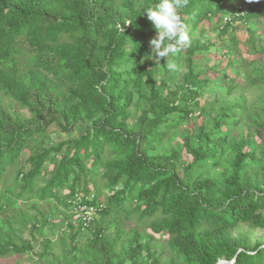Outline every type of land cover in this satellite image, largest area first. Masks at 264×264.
Returning <instances> with one entry per match:
<instances>
[{
  "label": "trees",
  "instance_id": "16d2710c",
  "mask_svg": "<svg viewBox=\"0 0 264 264\" xmlns=\"http://www.w3.org/2000/svg\"><path fill=\"white\" fill-rule=\"evenodd\" d=\"M155 3L0 0V258L39 248L42 264H264L262 242L231 234L264 229V107L237 135L242 107L198 101L219 87L196 58L212 49L205 21L225 36L235 21L264 17V0H189L180 14L191 44L168 58L175 71L148 58L158 33L144 9ZM54 124L67 138L36 139ZM82 193L95 196L83 200L97 209L89 226L67 213ZM135 215L150 231L130 227L122 242Z\"/></svg>",
  "mask_w": 264,
  "mask_h": 264
},
{
  "label": "rangeland",
  "instance_id": "374dc122",
  "mask_svg": "<svg viewBox=\"0 0 264 264\" xmlns=\"http://www.w3.org/2000/svg\"><path fill=\"white\" fill-rule=\"evenodd\" d=\"M202 26L207 30L205 36L206 39H208L207 42L212 45V49L209 53H207V55H198L196 58L197 60L201 61L202 66H207L210 68V70L207 71V75L211 85L213 88H219H215L218 89L216 92H204L200 95L198 101L203 107H211L212 104L216 102V100H219L218 105L221 106L224 103V99H227L231 105H239L237 111H239L242 107V110L244 111L238 114L241 124L239 127H237V129H235V133L239 135L244 127H247L250 119L257 118L258 115L262 114L260 108L264 107V83H258L255 85L253 81L257 77L255 73L251 72L252 61H256L255 64L258 66L260 65L259 63L264 62V53L262 51V46H264V17L259 20H252L249 23L241 20L235 21L231 23L229 33L225 36L221 35L219 30L213 29V27L210 25V22L208 21H205L204 25ZM233 35L235 36V40H231ZM255 49L259 52H255ZM230 61H234L233 68H231L230 64H228ZM224 74H226L227 77H224ZM220 86L226 88L224 90H220ZM231 86L233 89L228 97L227 89H229ZM197 111H199V109H197ZM205 111L206 114L210 113L209 108ZM197 115L198 112L195 114V116ZM261 118L264 121V115L261 116ZM202 120V118L197 117L198 123H201ZM208 120L209 119L206 118V122ZM191 123L190 126H192ZM224 129L227 128L225 127ZM79 131L80 130L76 129L72 136H76ZM47 134L49 138L45 136L38 137L36 139H43L45 142H49L51 141V138H67L66 134H62L60 132L59 126L57 124L51 125L47 130ZM256 139L259 141L258 137H256ZM179 141H181L180 137H178L173 144L178 145ZM27 157L28 154H24L22 156V161L25 162ZM221 168L222 167H219V170ZM97 182L102 186L103 182L100 178H97ZM92 187L93 186H91V188ZM62 194L65 196L66 191H63ZM102 197L105 198V193L102 194ZM45 205V203H42L39 207L47 213L49 210H51L52 206L48 204L46 207ZM59 208L62 210V213L56 212L54 216H52L54 218L51 221L56 223V225L61 224V220L64 216L63 210L65 207L60 206ZM113 217L114 216H109L104 223V226L106 227V233L112 235L116 234L117 232V227L114 223L115 221L112 222V219H114ZM122 217H125V214H123ZM97 218H99V214ZM123 227L126 229V235L122 237L121 241L126 243L128 238L132 235L130 227L137 228L143 232L146 231V233L150 231L148 228V222L141 221L137 215L133 216L131 220L124 219ZM49 231H52V234H54L53 236L56 240L58 235H62V233L55 228ZM90 233L91 232L86 231L87 236H90ZM231 234L234 237L248 235L249 241L252 245L259 241L264 244V229H253L247 224H242L240 229L231 231ZM154 239L156 243L159 244L158 247L160 246V249L165 248L167 240L166 237L160 234H155ZM146 240L147 239L144 238L143 241L146 242ZM38 251L39 248H36L34 254H26L23 256L14 255L7 258H0V264H42L44 261L40 260V258L36 256V252ZM60 251L61 247L59 246L58 252L60 253Z\"/></svg>",
  "mask_w": 264,
  "mask_h": 264
},
{
  "label": "clouds",
  "instance_id": "9594fccd",
  "mask_svg": "<svg viewBox=\"0 0 264 264\" xmlns=\"http://www.w3.org/2000/svg\"><path fill=\"white\" fill-rule=\"evenodd\" d=\"M189 5V0H158L152 7L146 10L147 18L157 30V37L151 39L152 52L150 59L156 63L165 59L167 71H175L177 65L170 61V56H176L185 46H190L191 39L186 25L180 14V10ZM130 23V22H129ZM69 205V204H68ZM69 208H67L68 213Z\"/></svg>",
  "mask_w": 264,
  "mask_h": 264
},
{
  "label": "built area",
  "instance_id": "2783aa9c",
  "mask_svg": "<svg viewBox=\"0 0 264 264\" xmlns=\"http://www.w3.org/2000/svg\"><path fill=\"white\" fill-rule=\"evenodd\" d=\"M253 1V0H252ZM226 23L231 21L230 17L225 18ZM84 194H77L74 198L68 200L69 210L68 215L70 216L71 222L83 223L84 226H89L93 220V217L97 214V209L94 206L84 203L85 200L94 199V194H90L89 197L84 198Z\"/></svg>",
  "mask_w": 264,
  "mask_h": 264
},
{
  "label": "water",
  "instance_id": "95a60500",
  "mask_svg": "<svg viewBox=\"0 0 264 264\" xmlns=\"http://www.w3.org/2000/svg\"><path fill=\"white\" fill-rule=\"evenodd\" d=\"M222 263H224V262H221V263H219V264H222Z\"/></svg>",
  "mask_w": 264,
  "mask_h": 264
}]
</instances>
